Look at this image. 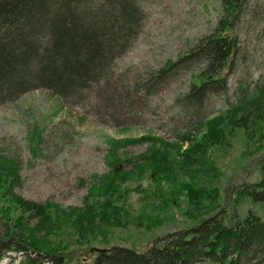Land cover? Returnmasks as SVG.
<instances>
[{"label":"trees","instance_id":"16d2710c","mask_svg":"<svg viewBox=\"0 0 264 264\" xmlns=\"http://www.w3.org/2000/svg\"><path fill=\"white\" fill-rule=\"evenodd\" d=\"M145 1L0 0L2 105L44 89L64 105L78 103L98 122L122 127L141 102L180 73L191 74L187 90L175 96L186 124L165 130L170 131L167 139L143 136L113 142L107 156L109 171L94 178L81 206L63 211L50 200L26 199L17 191L24 182L19 164L0 154V262L13 251L26 255L21 264H70L79 249L67 251L69 242L57 243L48 236L57 222L76 229L82 244L90 235L106 234L122 225V203L132 190L142 192L140 184L130 186L129 182L149 178L159 185L176 180L177 172L193 177L195 167L214 169L211 149L227 144L237 126L246 127L251 116L264 119V89L258 90L254 108L240 116L227 112L225 117L213 118L208 111L212 95L229 91V74L239 52L236 28L253 0H220L222 14L213 30L178 58L158 70L144 71L135 81L123 75L114 78L116 62L143 28ZM90 99L101 102L103 108ZM223 120L231 127L220 126ZM32 136L36 150L41 136ZM143 144L148 146L139 153H119ZM169 173L173 179L167 180ZM180 190H185L193 210L208 209V215L141 248L114 245L98 250L89 264H264V218L256 213L233 218L228 213L230 205L236 208L246 198L264 204V178L243 182L232 192L229 188L226 206L219 205L216 187L211 193L185 183ZM52 241L58 245L49 246Z\"/></svg>","mask_w":264,"mask_h":264},{"label":"rangeland","instance_id":"374dc122","mask_svg":"<svg viewBox=\"0 0 264 264\" xmlns=\"http://www.w3.org/2000/svg\"><path fill=\"white\" fill-rule=\"evenodd\" d=\"M144 8L143 28L135 44L116 62L112 70L114 78L123 75L135 81L146 70H158L210 33L222 14L220 0H147ZM236 31L239 52L229 74V91L210 97L208 111L213 112V118L225 117L227 112L239 116L248 112L254 108L258 90L264 89V0L250 3ZM190 80L188 71L174 77L163 90L135 107L133 118L122 127L98 122L78 103L64 105L44 89L32 90L11 103L0 104V154L14 159L20 166L24 182L17 191L26 199L58 203L63 211L81 206L94 178L109 171L107 156L113 142L143 136L167 139L170 131L165 130L186 124L175 96L187 90ZM90 100L103 108L101 102ZM251 117L247 121L249 127L237 126L227 144L211 149L209 156L214 169L195 167L198 171L193 177L177 172L174 181L168 180L173 179V173H169L168 181L159 185L149 178L129 182L130 186L140 184L142 192L132 190L122 203V225L113 226L106 234L90 235L88 242L82 244L76 229L59 221L48 236L58 240L57 243L69 242L67 251L79 249L70 264H89L90 257L98 250L114 245L141 248L159 236L196 224L209 211L193 210L185 190H180L185 183L207 188L211 193L216 187L220 193L219 205L226 206L229 188L232 192L243 182L254 183L264 178V119ZM225 124L231 127L225 120L220 126ZM34 133L41 136L36 150ZM147 146L133 145L127 152L119 153L132 155ZM233 199L234 194L231 202ZM228 213L233 218L252 213L264 218V204L246 198L236 208L230 205ZM52 243L49 246L58 245ZM25 259V254L11 251L0 264H21Z\"/></svg>","mask_w":264,"mask_h":264}]
</instances>
